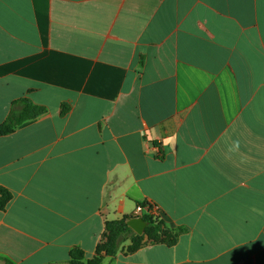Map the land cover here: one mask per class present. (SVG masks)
Segmentation results:
<instances>
[{
	"label": "crops",
	"instance_id": "crops-1",
	"mask_svg": "<svg viewBox=\"0 0 264 264\" xmlns=\"http://www.w3.org/2000/svg\"><path fill=\"white\" fill-rule=\"evenodd\" d=\"M22 98L0 264L90 260L145 204L176 244L102 264H264V0H0V123Z\"/></svg>",
	"mask_w": 264,
	"mask_h": 264
},
{
	"label": "trees",
	"instance_id": "trees-1",
	"mask_svg": "<svg viewBox=\"0 0 264 264\" xmlns=\"http://www.w3.org/2000/svg\"><path fill=\"white\" fill-rule=\"evenodd\" d=\"M45 111L44 107L33 104L29 99L22 98L13 102L8 117L0 123V135L13 133L17 127L37 118ZM66 111L67 108H64L63 113ZM10 198V193L0 188V211L5 208ZM142 207H148L149 210L152 208L148 204L142 205ZM128 220V218H122L119 221L106 222L103 241L96 247L92 259L85 261L83 251L74 248L69 252L68 264H101L105 257L114 258L121 244L127 240L130 241V245L127 247L126 253L132 254L144 245L145 237L152 243H160L171 247L176 244L178 235L181 232L180 229L176 231L167 230L162 222L149 214L143 216L147 226L143 234L139 236L127 226Z\"/></svg>",
	"mask_w": 264,
	"mask_h": 264
},
{
	"label": "water",
	"instance_id": "water-1",
	"mask_svg": "<svg viewBox=\"0 0 264 264\" xmlns=\"http://www.w3.org/2000/svg\"><path fill=\"white\" fill-rule=\"evenodd\" d=\"M127 226L137 235H142L144 228L146 226V222L140 218V217H136V218H132L130 220L127 221Z\"/></svg>",
	"mask_w": 264,
	"mask_h": 264
},
{
	"label": "built area",
	"instance_id": "built-area-1",
	"mask_svg": "<svg viewBox=\"0 0 264 264\" xmlns=\"http://www.w3.org/2000/svg\"><path fill=\"white\" fill-rule=\"evenodd\" d=\"M141 209H142V210H146L147 212H149V213H151V214H153L154 211H155V210L152 209V208L149 210L148 207H142V206H141L140 208H138V210H141Z\"/></svg>",
	"mask_w": 264,
	"mask_h": 264
},
{
	"label": "clouds",
	"instance_id": "clouds-1",
	"mask_svg": "<svg viewBox=\"0 0 264 264\" xmlns=\"http://www.w3.org/2000/svg\"><path fill=\"white\" fill-rule=\"evenodd\" d=\"M235 147H237V148L239 147V144H238V142L236 143Z\"/></svg>",
	"mask_w": 264,
	"mask_h": 264
},
{
	"label": "rangeland",
	"instance_id": "rangeland-1",
	"mask_svg": "<svg viewBox=\"0 0 264 264\" xmlns=\"http://www.w3.org/2000/svg\"><path fill=\"white\" fill-rule=\"evenodd\" d=\"M145 241H143V243H144ZM123 244V243H122ZM119 249H120V247H119ZM103 261V260H102ZM9 263V262H8ZM12 264V263H11ZM101 264H102V262H101Z\"/></svg>",
	"mask_w": 264,
	"mask_h": 264
}]
</instances>
